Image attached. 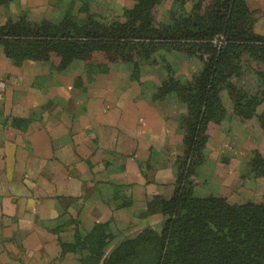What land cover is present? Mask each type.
Here are the masks:
<instances>
[{
    "label": "crops",
    "instance_id": "crops-1",
    "mask_svg": "<svg viewBox=\"0 0 264 264\" xmlns=\"http://www.w3.org/2000/svg\"><path fill=\"white\" fill-rule=\"evenodd\" d=\"M55 1L13 0L8 12L0 5V27L22 10L39 21ZM246 1L258 17L255 30L264 35V0ZM57 60L43 51L17 66L0 46V264H91L80 246L69 251L63 245L74 243L77 231L86 234L95 223L112 221L119 227L108 231L111 241H103L109 252L122 231L138 229L131 224L154 221L157 215L143 223L138 212L175 179L183 134L173 99L142 96L141 83L127 74L131 66L118 65L91 81L83 61L60 72ZM227 108L228 147L226 124L210 123L209 160L199 170V178L209 180H196V193L226 194L239 204L264 202V131L255 118L240 121ZM124 193L133 199L129 207H121Z\"/></svg>",
    "mask_w": 264,
    "mask_h": 264
},
{
    "label": "trees",
    "instance_id": "trees-1",
    "mask_svg": "<svg viewBox=\"0 0 264 264\" xmlns=\"http://www.w3.org/2000/svg\"><path fill=\"white\" fill-rule=\"evenodd\" d=\"M58 1L52 4L53 17L31 21L23 11L17 20L0 27V45L13 64L21 66L50 51L58 57V71L82 60L90 80L89 73L109 71L105 63L92 61L94 53L122 50L134 56L135 80L140 76L135 73L160 48L198 56L202 62L191 83L182 84L174 75L163 82L161 92H175L189 115L180 117L185 151L177 157L176 191L170 198L156 195L146 211L166 216L162 230L146 229L106 252L103 241L108 224L95 223L86 234L77 231V240L64 244V250L80 246L86 251L83 260L91 264H264V203L231 205L222 197L196 196L191 179L208 158V124L229 118L224 92L245 116H251L264 101V35L255 31V12L247 1L198 0L191 10L173 11V18L155 23L153 10L163 0H135L126 22L109 25L92 12V0H80L79 12L86 17L75 12L77 0ZM184 3L175 2L177 6ZM132 19L141 23L131 29ZM244 55L257 58L263 66L254 71L257 89L252 95L233 82ZM259 120L264 129V111Z\"/></svg>",
    "mask_w": 264,
    "mask_h": 264
},
{
    "label": "rangeland",
    "instance_id": "rangeland-1",
    "mask_svg": "<svg viewBox=\"0 0 264 264\" xmlns=\"http://www.w3.org/2000/svg\"><path fill=\"white\" fill-rule=\"evenodd\" d=\"M12 1L13 0H10L9 2H7L6 0H4V3H0V5L1 6H5L6 7L5 11L8 12V6L10 5V3ZM57 1L58 0H56L54 3H56ZM77 1L78 2L76 3L75 12H77L79 14V16L86 17L85 16L86 14L79 12V9L82 7V3L83 2H81L80 0H77ZM120 1L125 3L124 7L119 6V5L118 6L115 5V0H92L91 1V8H92L91 10H92L93 13H96L99 16L100 20L102 22H104L105 25H109V24H111L114 21L126 22L128 11H130L135 6V4L137 2L135 0H120ZM167 1L171 2L170 7H167L165 5V3ZM176 1L175 0H163V1H161V4L158 5L153 10L152 18H153V20H155V23H158V22H160V21H162L164 19H169L170 17L173 18V16H174L173 13H172L173 11H176L177 13H182L183 14L184 10L186 12L191 10V8L194 6L195 2H197L198 0H184L185 3L182 4L181 6H177L175 4ZM188 4H190V7H189ZM181 10H183V11H181ZM23 11L27 12V18L29 20H31L30 19L29 10H22L21 13ZM53 11L54 10L52 8V11H51L52 13L49 14V16H47V17H51V16L53 17ZM21 13H19L17 19L19 18ZM255 14H256V12H255ZM257 18H258L257 15H255V19L256 20H257ZM10 19H14V18L8 17L7 22ZM17 19H14V20H17ZM31 21H34V20H31ZM140 23L141 22H139V19H132V24H130L131 29L134 28V27H137L138 25H140ZM255 23H256V21H255ZM133 25H135V26H133ZM214 43H215V45H217V47L220 45L219 44V37H217L214 40ZM1 47H3L4 51H6L4 46H1ZM5 54H6V52H5ZM34 58H36V57H34ZM34 58H31V59H34ZM249 58H250V55H244L242 57V59H241V69L235 75V77L233 79V82L235 84H237V85L244 86L246 88V90L249 92V94L252 95V94L255 93V91L257 89V87L255 86L254 71L256 72V70L260 69V68L263 69V66H260L261 62L257 58H255L254 60L253 59H249ZM50 59L51 58H49L48 60H50ZM28 60H30V59H28ZM75 61H77V60H75ZM80 61H82V60H80ZM92 61H94L96 63H105L109 67V71L106 72V73H89L90 75H92V79H94L95 75H97V74H109V72L111 71L112 68L115 71L119 70V66L121 64H124L126 66H131L129 70H126V68H123V69L127 71V74L129 75V78L131 80H133L132 74H134V73H133V70H132V64H133V61H134V56L131 53H129V52L122 51V50H110V51H105V52H97L96 54L94 53ZM54 64H55V62H54ZM201 68H202V62H201V60L199 59L198 56H186L183 53H180L179 51L167 50V48L164 47V48L158 49L153 54L152 58H150L146 62V64H144L135 73V74L140 75L139 78H136L134 81L141 83L140 85H141V88H142V92H141L142 96L146 94V95H148L150 97V99L154 98V99H157V100H164V99L165 100L166 99H168V100L171 99L172 100L173 99V102H174V113H175L174 119L176 120L175 121L176 124L178 122L177 125L179 127V131L182 134H183V131L180 128V117L183 116V115H185V116L189 115V110L187 109V106L183 102H181L180 98L176 95L175 92H168V93L167 92H161V91H164L163 82L170 75H174L175 78L180 80V82L182 84L191 83L193 78L200 72ZM84 71H85V69H84ZM131 71H132V73H131ZM60 72H63V71H60ZM85 73H87V72L85 71ZM239 74H243V75L240 76L241 77L240 81L237 80ZM87 75H88V73H87ZM77 78L79 79V77H77ZM92 79H90V80L92 81ZM77 83H78V81H77ZM157 95H160V96H157ZM223 95H224V98H225L226 106L227 107L229 106L230 108H233V113L235 114L236 118H239L240 121L251 119V118H255L257 120V124L259 125V127L264 131L263 127L260 124V120H259V115L262 114L264 109L260 108V110H258V107L264 101L261 102L260 104H258L256 112L252 113L251 116H245V114H243L242 112H239V110L234 108L233 100L231 99V97L229 96L227 91ZM230 103L232 104V106H231ZM227 112H228L229 118L226 121H224L222 123L210 122V123H214V124H216V125H218L220 127H223L222 125L226 124V125H224L225 127H223V129L226 128L228 130V132L226 133L227 136L225 137L224 142H223V143H225V145L227 144V141H226V140H228L227 137H229L228 136V133L230 132L229 124H230V121H231V118H232V116L229 114L228 108H227ZM209 124H208V127H207V135L208 136H209V134H208ZM183 137H184V135H183ZM207 144H208V142H207ZM226 147H228V145H226ZM208 150H209V148H208ZM184 151H185V144L183 142L182 152L177 157L182 156ZM255 154H256V151H252L250 153V156L252 157L251 159L254 158ZM177 157H176V160H175V163H174L175 164V169H176V164H177ZM221 159L224 160V161L226 160V158H223V157H221ZM208 160H209V153H208L207 160L204 161V162H201V164L199 165L200 167L198 166V169H195V171L193 172V174L191 176V179L194 182L195 188L199 184L196 180H199V181L209 180V178H207L205 176L202 177V178H199V172H200L199 170H200L201 166L204 163L208 162ZM259 160L260 159L256 157L255 160H253V161L258 162ZM256 170L261 171L263 169L258 168ZM166 187L167 188L164 189L163 193L155 194L154 197L156 195H162V196H164L166 198H170L171 196L174 195V193L176 191V187H177V185H176V171H175V179H174V181H172V183H170L169 185H166ZM213 192H215V189L212 190V193ZM126 195H128V194L124 193L123 194L124 198L120 201L121 207H129V206H131L133 204V199L132 198H127ZM195 195L196 196H201V197H206L207 196V195L204 196L203 193L202 194H200L198 192L196 193V190H195ZM210 195H214V196H217V197H222V198L226 199L227 202L229 204H231V205L239 204V203L232 202L229 199V196H227L226 194H224V195L210 194ZM153 198L146 202L145 209L139 211L138 212V216H139L140 219L143 220L142 221L143 223H146V220H148L147 218H149L151 216H154V215H157L156 217L155 216L152 217V219H154V221L151 224L148 223V224L143 225L141 227H135L134 224H131V229H137V228L138 229L133 231L130 234H127V231H122L123 239H120L121 241H123L126 238L134 237V236L138 235L139 233H142L144 230L149 229V228H153L156 231H161L162 230L163 222H164L166 216L163 213H161V212H157V213H147L146 212L148 210L147 208H148L149 204L151 203V201L153 200ZM246 202H253V203H259V204L260 203H264V202H257L254 199H247V200H245V202L240 203V205L244 204ZM159 217H160V221H159ZM155 218L158 219V222H156V223H158V227L154 226L155 225ZM99 223H107L108 224L107 229H106L107 230V238H108L107 241L108 242L111 241L112 240L111 238H113L111 236L113 234H112V232L110 233L108 231L109 230L111 231L112 228L119 227V225L116 222H112V221L99 222ZM136 223H138V222H136ZM120 226L123 227L122 225H120ZM107 249L109 250V248H107ZM107 249H105V250H107Z\"/></svg>",
    "mask_w": 264,
    "mask_h": 264
},
{
    "label": "built area",
    "instance_id": "built-area-1",
    "mask_svg": "<svg viewBox=\"0 0 264 264\" xmlns=\"http://www.w3.org/2000/svg\"><path fill=\"white\" fill-rule=\"evenodd\" d=\"M219 44H220V42H219Z\"/></svg>",
    "mask_w": 264,
    "mask_h": 264
}]
</instances>
